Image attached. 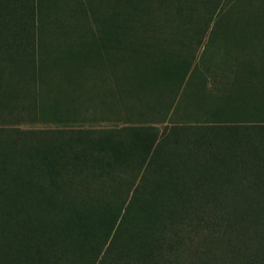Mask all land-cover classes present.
Returning <instances> with one entry per match:
<instances>
[{
  "label": "trees",
  "instance_id": "1",
  "mask_svg": "<svg viewBox=\"0 0 264 264\" xmlns=\"http://www.w3.org/2000/svg\"><path fill=\"white\" fill-rule=\"evenodd\" d=\"M240 1L0 0V264H264V17L237 18ZM199 27L207 60L237 33V56L261 63L210 79L185 40ZM116 64L170 98L161 129L75 126L62 84Z\"/></svg>",
  "mask_w": 264,
  "mask_h": 264
},
{
  "label": "rangeland",
  "instance_id": "2",
  "mask_svg": "<svg viewBox=\"0 0 264 264\" xmlns=\"http://www.w3.org/2000/svg\"><path fill=\"white\" fill-rule=\"evenodd\" d=\"M240 4L241 7L247 9V11H243L241 13L239 12L240 16L237 18H245L248 16L250 21H255L257 17H264V0H242L240 1ZM168 17L170 24L162 31H176L171 27L173 24V18L169 15ZM195 20L197 22H202L200 14H197ZM78 30L83 31L84 29L78 28ZM219 31L220 32L217 35L218 38L222 40L223 38L221 37L226 36L225 34H230V32L222 29V27ZM186 32L188 37H186L185 40H195V43H191L190 50L193 61L192 66H195L201 72L208 66L210 68L209 78L212 80L215 78L216 80L221 81V79H224L220 76L223 71L235 72L244 63L246 64L247 62H250L253 65H259L261 63L258 61L245 60L243 57L237 56L239 54L238 49L241 46L234 45L238 38L237 33H233L234 35H231V37L226 36L227 38L225 40L229 46L228 51L218 52L216 53V58L207 60L205 55L203 56V45L209 40L210 29L199 27L194 29L192 32H189L188 30H186ZM175 34L182 36V33L175 32ZM73 36L77 35L73 34ZM258 36L259 37H257L253 42L257 47L263 46L264 34L259 33ZM61 37L62 35L59 34L60 39ZM79 38L81 37L78 36V39ZM59 42L61 45H64L62 41ZM182 51L186 52L185 48H183ZM221 54L224 57H229V59H221ZM107 66L108 67L106 68L103 65L100 67L90 66L84 68L80 75H77L76 77L73 76L71 78V80H75L74 83L77 82V86H72L68 83L62 84L63 86L61 87L63 88L59 92L60 96L58 98L64 101L71 100L74 104V108H76L78 113L84 118L79 119L75 123V126L116 128L126 125H135L143 121L142 123L156 124L161 129L167 122L165 117L166 109L164 105L170 101V98L168 99V97L164 95L158 97L148 91L146 92V95H142L138 88H134V86L131 85L132 80L125 79V77L123 78V64ZM67 77H69V75ZM119 77L120 80L117 82V78ZM46 80L44 81L42 79L43 84L38 83L36 86L26 84L20 93L21 103L17 109L22 112L21 106L26 105L28 102L33 104L35 103L37 105V100L43 98L42 94L45 89L42 88L51 86L48 82H46ZM60 80L63 82L67 81L65 76L64 78L60 76ZM214 84L216 87L218 84H221V82H215ZM210 85L211 82L208 83V88H210ZM251 86L256 88L255 91L261 90V92H264L263 83H253ZM65 87L66 90L64 89ZM211 88L214 90V86ZM175 98L180 102H183L185 99L181 94ZM29 109L32 110L31 108ZM54 125V123L45 121L33 122L28 120L19 123V126L23 129L32 128L37 130L44 127H52Z\"/></svg>",
  "mask_w": 264,
  "mask_h": 264
}]
</instances>
